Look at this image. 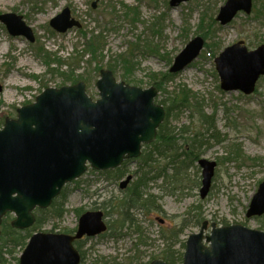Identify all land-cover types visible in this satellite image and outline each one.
I'll return each mask as SVG.
<instances>
[{
	"label": "rangeland",
	"instance_id": "rangeland-1",
	"mask_svg": "<svg viewBox=\"0 0 264 264\" xmlns=\"http://www.w3.org/2000/svg\"><path fill=\"white\" fill-rule=\"evenodd\" d=\"M226 1L189 0L171 7L170 0H99L95 6V0H0V15L22 16L34 37L32 42L23 35L12 36L0 21V129L6 120L17 118L19 109L35 103L45 89L77 84L66 81V76L82 78L79 81L86 85L88 96L97 100L100 96L96 83L101 71H111L117 82L141 89L153 86L152 79L167 80L166 84L157 82L163 91H159L156 103L164 108L166 100L186 87L202 101L204 113L214 116L222 136V143L206 141L195 159L188 156L190 151H181L180 160L186 161L185 165H175L176 158L169 151L156 152L152 167L141 169L145 166L143 158L160 146L155 142L143 147L139 159L126 162L122 168L124 176L117 180L116 170L107 174L89 167L82 177L67 184L62 191L66 211L63 217L49 218L37 232H74L84 212L101 210L108 229L76 242L81 264H150L161 259L171 229H182L175 241V249L180 250L202 228L196 223L197 214L190 213L193 206L199 208L201 222H207L208 227L241 225L261 230L262 218H249L246 214L264 181V76L250 96L226 92L221 88L215 58L239 41L245 42L249 51L263 45L264 17L256 18L253 0L250 16L241 13L229 25L221 26L216 17ZM65 8L81 28L58 33L50 21ZM205 32L211 37H205ZM93 36H101L102 53L74 65L76 55L87 48ZM196 37L204 41L198 57L185 69L167 77L175 58ZM39 48L46 59L38 53ZM57 58L60 63L55 62ZM176 113L167 127L174 134L184 126L193 132L197 130L199 115L193 107ZM186 138H177L185 150V143H191ZM201 159L217 165L205 199L200 196ZM176 169L180 170L178 176ZM144 171L149 182L143 191L146 197L153 196L158 207L128 210L135 223H126L112 235L110 227L123 219L118 205ZM128 176L132 179L122 188ZM80 209L83 212L78 215L76 210ZM24 248L22 245L6 253V264H19Z\"/></svg>",
	"mask_w": 264,
	"mask_h": 264
},
{
	"label": "water",
	"instance_id": "water-1",
	"mask_svg": "<svg viewBox=\"0 0 264 264\" xmlns=\"http://www.w3.org/2000/svg\"><path fill=\"white\" fill-rule=\"evenodd\" d=\"M99 0H95L94 6ZM189 0H170L176 7ZM253 0H227L217 21L226 26L239 13L251 14ZM9 33L34 41L32 30L22 16L0 15ZM58 33L81 24L71 18L68 8L50 21ZM199 37L192 40L175 59L171 73L183 70L203 48ZM221 88L251 95L264 76V45L249 51L244 42L226 48L215 59ZM100 98L94 101L86 85L78 83L59 89L48 88L36 102L18 110L15 120L0 129V226L7 213L15 215L11 226L18 230L35 223L34 211L48 208L69 182L79 179L90 167L116 169L127 159L138 158L143 144L157 138L164 122V107L155 104L158 90L141 89L117 82L111 71H101L97 81ZM1 90V86H0ZM203 181L200 191L205 199L214 177L215 162L200 160ZM132 176L121 184L125 188ZM264 215V182L254 195L247 217ZM100 211L87 212L72 235L37 233L24 250L20 264H80L74 241L84 235L95 236L106 230ZM208 223L189 237L183 264H264V232L241 225L217 227ZM1 235V232H0ZM151 264H166L154 261Z\"/></svg>",
	"mask_w": 264,
	"mask_h": 264
},
{
	"label": "trees",
	"instance_id": "trees-1",
	"mask_svg": "<svg viewBox=\"0 0 264 264\" xmlns=\"http://www.w3.org/2000/svg\"><path fill=\"white\" fill-rule=\"evenodd\" d=\"M255 11H256V16H257L256 18L264 17V1L255 0ZM205 34H206L205 37L206 36L211 37L209 33L207 34L205 32ZM201 37L204 38L203 36ZM101 39H102L101 36H95V37L93 36L89 40L90 43L87 44V48L76 55L77 58L74 61L75 62L74 65H77V66L80 65L81 63H83V60L86 57L94 58V57H97V55L101 54L103 50V47H102L103 45H101ZM41 49L42 48L38 49V53L43 55V52ZM43 56L46 59L45 53ZM55 62L60 63L61 61L57 58ZM70 67H72V65ZM128 75H131L130 70L128 71ZM168 75L171 76V73L168 72L167 77ZM66 77L68 78V79L65 78L66 81L71 80L73 84L76 82L78 83V81L82 79V78L75 79L73 77H68V76ZM163 79L164 78H161L160 80L152 79V85L157 87L159 90L163 91L162 86H159L157 83L159 81L160 83L166 84L167 80L165 79L163 80ZM165 103H166L165 108L167 112V117H166L165 123L161 125V127L159 128L158 137L156 140V142L160 143V146L156 149L155 152L153 153L150 152L151 154L148 153V155L145 158H143V162L145 166H141V169H144L149 166L152 167V164L155 162L154 154L156 152L160 154H164L169 151V153L173 155V158H176L174 159L175 165L177 164L185 165L186 161L182 162V160H180L181 151H183L182 152L183 154L184 153L187 154V152L190 151L191 155H188V156L189 157L192 156L195 159L199 155L200 150L203 148L206 141H208V144H209L210 140L213 139L214 141L218 143L220 142L222 143V141L220 140V137L222 136L216 126L214 116L207 115L206 113H204L203 106H201L202 101H200L199 98H194V96H192V94L190 93L189 89H187L186 87L179 89L178 92L173 94L172 98L166 100ZM191 107H193L195 112H197L199 115V123H200L199 127L197 128L196 131L193 132L192 130H189V126H184L182 129L179 130L178 134H174L171 129L167 128L169 127L168 126L169 119L170 120L172 119L173 114L177 115L176 112L182 111V109H187V108L189 109ZM178 137L180 138L187 137L186 139L188 138L190 139L191 141L190 144L185 143L184 147H186V150L183 148V145L179 144V140L177 139ZM146 147H149V146H146ZM235 148H236L235 153L238 154L237 153L238 146H236ZM183 167L187 168V166H182V169H184ZM122 168L123 166L116 169V172H117V175L115 177L116 180L124 176V170ZM172 168H174V166H172ZM179 171H180L179 169H176L177 176L179 174ZM165 172H167V168ZM105 173L108 174L109 171ZM140 173L141 174H139L138 182L131 188L130 194L125 199L121 200V204L118 205L119 208L123 211V214H122L123 219L122 221L119 220L117 222V225L110 227L112 231V235L114 234L116 230L123 228L126 223H131V224L135 223V220L129 217L128 210L135 209L137 207L146 208L150 210L152 207H158L156 205V200L152 198L153 196L146 197L147 194L143 191L144 189L147 188V185L149 182V180L147 179L148 174L146 173V171L140 172ZM157 177H160V176H157ZM62 200H64V193H62L58 198L54 200L50 208L45 209V210L37 209L35 211L36 222L32 228L25 230V234L23 233V231L15 230L12 228L10 224L12 220V215L7 214V216L3 220V223L0 229L2 232L0 236V264H6V259H5L6 253H12L13 249L19 246H22V245L25 247L27 244L26 241L30 238L32 234H34L38 229H40L43 226L46 220H48L49 218L61 219L63 217L66 211L64 209ZM111 203L112 202H110V204ZM114 208L119 210L117 206H114ZM190 211H191L190 213H193L194 211L195 214H197L195 216L196 223L197 225L202 226L201 221L203 220V218L201 215H199L200 213L199 208L193 206L191 207ZM76 212L78 215H81L83 211L82 209H80V210H76ZM260 226H261L260 228L264 230V217L260 221ZM137 229L138 231H140L139 227H137ZM180 231H182V229H171L169 232V235H170L168 238L169 241L167 240V246L163 250L162 257H161V259H163L167 264H181L183 261V252H184L183 250L185 249V243L181 245L180 250L175 249L176 247L175 245L177 243L175 241H178L176 239H178V233ZM73 233L74 232L71 231V232H68L67 234H73ZM9 246H12L11 249H9ZM83 259H84V256H83Z\"/></svg>",
	"mask_w": 264,
	"mask_h": 264
}]
</instances>
